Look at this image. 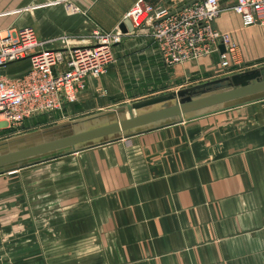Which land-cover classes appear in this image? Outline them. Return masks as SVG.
<instances>
[{"label": "crops", "instance_id": "1", "mask_svg": "<svg viewBox=\"0 0 264 264\" xmlns=\"http://www.w3.org/2000/svg\"><path fill=\"white\" fill-rule=\"evenodd\" d=\"M64 1L0 0V28L32 26L42 40L88 37L95 26L119 27L139 0H68L78 14L67 13ZM144 1L176 9L194 0ZM234 2L221 0L215 26L232 35L246 61L261 58L264 26L243 25ZM7 6L21 7L22 15L2 16ZM114 51L109 73L88 77L71 104L79 105L77 114L116 105L115 84L124 90L187 78L193 82L185 85H194L217 66L214 57L166 65L157 42L142 32L124 36ZM14 64L15 74L30 62ZM128 105L114 110L129 113ZM8 192L22 198L15 208L7 206ZM0 264H264V99L151 124L1 172Z\"/></svg>", "mask_w": 264, "mask_h": 264}, {"label": "built area", "instance_id": "2", "mask_svg": "<svg viewBox=\"0 0 264 264\" xmlns=\"http://www.w3.org/2000/svg\"><path fill=\"white\" fill-rule=\"evenodd\" d=\"M64 6L69 14L83 13L68 0ZM232 9L243 25L264 26V0H235ZM220 13L219 0H194L176 9L139 0L127 13L134 26L129 33L120 27L104 31L95 26L88 37L42 40L32 26L0 28V131L75 103L86 79L105 75L115 61V46L135 32L154 38L166 65H185L218 52L216 68H240L239 45L215 26ZM220 44L225 45L223 53ZM25 59L30 62L27 70L5 72L10 64Z\"/></svg>", "mask_w": 264, "mask_h": 264}, {"label": "water", "instance_id": "3", "mask_svg": "<svg viewBox=\"0 0 264 264\" xmlns=\"http://www.w3.org/2000/svg\"><path fill=\"white\" fill-rule=\"evenodd\" d=\"M119 27L124 33L134 31V26L129 18H125ZM219 49L221 53L226 51L224 44H220ZM213 57L218 63L219 53H214ZM224 79L205 83L204 89L209 92L206 94H200L201 92L205 93L200 85L128 105L129 117L90 129L39 140L12 150H4L7 143H0V173L64 155L76 151L80 145L109 136L124 135L126 132L137 131V129L151 124L170 122L175 119L183 120L264 99V66L249 69ZM225 82L228 87L222 88L225 86ZM172 100L177 101L167 107L137 115L133 113V109L147 108Z\"/></svg>", "mask_w": 264, "mask_h": 264}, {"label": "rangeland", "instance_id": "4", "mask_svg": "<svg viewBox=\"0 0 264 264\" xmlns=\"http://www.w3.org/2000/svg\"><path fill=\"white\" fill-rule=\"evenodd\" d=\"M221 11L223 10V6L221 3ZM52 2H59V0H52ZM27 7V8H26ZM33 7V5H26L25 7L22 8H26L24 10H26V12L24 11V13H29V9H31ZM17 8V9H15ZM21 7L17 6H7L4 7V10H2V12H8V13H3L2 16H10L13 15L14 17L18 16L21 12L18 11L20 10ZM232 8V7H231ZM2 13H0L1 15ZM22 15V14H20ZM19 15V16H20ZM235 40V39H234ZM235 42L239 45V43L235 40ZM240 51H241V55H242V59H244L245 62L241 63V67L238 69H235L234 67L230 68V69H222V70H217L214 69V73L215 71L218 74L213 73V75H206L204 76V81L200 82V83H195L190 84V85H185L188 84L190 82H193V79H187L185 78V81L180 80L178 82L172 80V82H158L155 83L154 85H150L151 83H147V84H143L141 83L140 85L136 86L134 84H131V86H125V89L123 90V86H117V84H115L114 90L112 91V98L113 100L116 102V105H112L111 108L109 110H99V109H87L86 112L84 111L83 113L77 114L79 113V105H71V104H67L63 110L60 111H54V112H48V113H44L41 115H38V120L33 122L32 124L26 125V122H23L21 125H18L12 129H5L0 131V143H7L4 147V150L7 149H16L18 147L24 146L26 144H30V143H34L37 142L39 140H43V139H48V138H52V137H56V136H60L63 134H67V133H71V132H77L78 130H81L83 128H86L88 126H90L91 124H98L100 122H106L109 123L110 121H114V120H119V119H123V118H127L130 116V112L129 113H125V112H116V108H119L121 106H127V104H134L136 102H141L144 100H148V99H152L155 97H159V96H163V95H168L170 93H174L177 92L179 90L182 89H186L189 87H196L197 85L201 87H205V83L210 82L211 81H215L217 79H221L224 77H228V74H238L241 72H245L248 71L249 69H253V68H260L264 66V55L261 56V58H258L256 60H252V61H246L245 56L242 52V49L239 45ZM115 61H116V56H115ZM114 61V63H115ZM114 63L110 66V68L114 65ZM16 66V64L12 65V66H8L5 69V72L13 75V72H16L17 70L15 69H11L14 68ZM258 66V67H257ZM108 69L107 73H109ZM11 69V71H9ZM230 72V73H229ZM106 73V74H107ZM105 74V75H106ZM103 75V76H105ZM103 76H101L100 78H102ZM214 79V80H213ZM126 82H129L126 81ZM227 83L225 82V86H222V88H227ZM220 88V89H222ZM202 90V89H201ZM214 91V90H213ZM210 91V92H213ZM205 93H200V94H206L209 93L206 90L204 91ZM199 95V93H198ZM177 100H172V101H167V102H163V103H158L155 105H152L150 107L141 109V110H136L134 109V113L135 114H139L141 112H147V111H151V110H156L159 108H163V107H167L169 105L175 104ZM74 104V103H72ZM68 105L70 106V108H72V111L69 112L67 110ZM74 107V108H73ZM76 111V112H75ZM97 113V114H96ZM112 113H115L112 114ZM82 114V115H81ZM99 114V115H98ZM46 115H49L50 118H48ZM94 115V116H93ZM106 115V116H105ZM108 115V116H107ZM114 115V116H111ZM79 116V117H77ZM37 117V116H35ZM43 117V118H41ZM77 118H82V119H77ZM22 196L21 192L18 194V196ZM16 194L10 193L8 192V197L7 199V206L9 208H15V204H14V200L17 201H21L22 198L20 197L19 199H15ZM29 204V203H27ZM24 207V206H23ZM28 217V212L24 213V217L23 218H27Z\"/></svg>", "mask_w": 264, "mask_h": 264}]
</instances>
